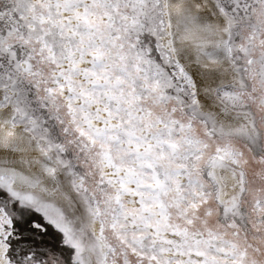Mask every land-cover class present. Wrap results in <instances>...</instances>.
Listing matches in <instances>:
<instances>
[{
    "label": "snow or ice",
    "instance_id": "1",
    "mask_svg": "<svg viewBox=\"0 0 264 264\" xmlns=\"http://www.w3.org/2000/svg\"><path fill=\"white\" fill-rule=\"evenodd\" d=\"M0 264H264V0H0Z\"/></svg>",
    "mask_w": 264,
    "mask_h": 264
}]
</instances>
